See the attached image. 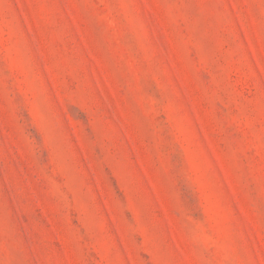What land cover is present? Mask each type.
Segmentation results:
<instances>
[{"label":"rangeland","instance_id":"1","mask_svg":"<svg viewBox=\"0 0 264 264\" xmlns=\"http://www.w3.org/2000/svg\"><path fill=\"white\" fill-rule=\"evenodd\" d=\"M0 264H264V0H0Z\"/></svg>","mask_w":264,"mask_h":264}]
</instances>
